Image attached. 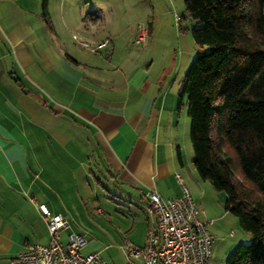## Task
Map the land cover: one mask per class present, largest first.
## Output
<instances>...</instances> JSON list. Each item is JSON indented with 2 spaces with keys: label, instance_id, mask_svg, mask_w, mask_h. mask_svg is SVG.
Listing matches in <instances>:
<instances>
[{
  "label": "crops",
  "instance_id": "0c3cea01",
  "mask_svg": "<svg viewBox=\"0 0 264 264\" xmlns=\"http://www.w3.org/2000/svg\"><path fill=\"white\" fill-rule=\"evenodd\" d=\"M82 1L47 0L44 14V0H0V264L31 242H49L40 204L69 219L64 242L72 232L90 236L79 221L83 205L110 189L131 204L139 199L146 211L150 189L175 197L185 184L202 205L197 175L185 170L179 100L165 89L167 75L138 53L120 52L106 13L98 8L104 17L91 22ZM106 4L115 26L119 13ZM105 39L110 43L96 50L82 44ZM199 184L204 193L206 183ZM113 228L105 245L88 239L87 252L120 248L119 260L103 256L127 264Z\"/></svg>",
  "mask_w": 264,
  "mask_h": 264
},
{
  "label": "trees",
  "instance_id": "16d2710c",
  "mask_svg": "<svg viewBox=\"0 0 264 264\" xmlns=\"http://www.w3.org/2000/svg\"><path fill=\"white\" fill-rule=\"evenodd\" d=\"M184 2L196 56L179 107L186 99L193 165L253 238L226 264H264V0Z\"/></svg>",
  "mask_w": 264,
  "mask_h": 264
},
{
  "label": "rangeland",
  "instance_id": "374dc122",
  "mask_svg": "<svg viewBox=\"0 0 264 264\" xmlns=\"http://www.w3.org/2000/svg\"><path fill=\"white\" fill-rule=\"evenodd\" d=\"M107 1L115 6L119 13V22L115 26L111 25L110 11L105 7ZM81 3L78 5L81 8L80 12L83 13V17H88L91 22L96 21L97 18L101 19V11L97 10L98 8L106 13L107 22H105L108 24V29L117 31V35L112 37H119L120 52L138 53L141 59L147 61L151 70H164L168 77L165 89L171 88L170 90L179 100L178 93L181 89V81L190 62L196 56V44L192 36L194 21L186 12L184 0H83ZM86 6L89 10H86ZM141 29L144 30L140 31ZM144 34H146L145 41L141 43L134 41V37L138 39ZM75 35L78 38H74L73 41L79 44L83 35L78 32ZM92 48L91 45L90 49ZM110 48L111 44L106 49L109 50ZM180 113L185 170H187L186 172L191 170L194 175H197L196 179L199 182L195 183V186L200 194L199 201L202 204L204 215L213 218L215 221L211 225L215 239L210 264H226L229 254L237 244L249 243L253 238L242 229L237 216L225 209L226 193L217 190L209 181L205 180L206 182H204L198 176L192 162L194 150L189 135L190 119L187 114L186 99L183 100ZM199 183H206L208 188L204 193L200 189V186H203ZM192 188L190 189L191 192L193 191ZM110 190L111 194L104 193L99 200L93 199L90 203L83 205L84 213L82 215L85 217L83 216L84 218L79 219V221L83 224V228H89L90 236L88 235V239L94 237L102 245H105V242L111 238L113 227L119 226V240H121L119 243H122L126 238L132 239L134 237L141 242L144 241L147 235L144 219H146L147 214L139 199H134L131 204L120 192L118 193L114 189ZM136 218H138L137 223ZM115 222L116 224H114ZM126 222H131L134 228L128 229ZM106 227H110L109 230H106ZM85 230L87 229H83V231ZM85 247L84 251L87 252V247ZM117 252L122 254L120 248L102 251L103 255L108 256L110 254L109 257L113 256L119 260V256L116 255Z\"/></svg>",
  "mask_w": 264,
  "mask_h": 264
},
{
  "label": "built area",
  "instance_id": "2783aa9c",
  "mask_svg": "<svg viewBox=\"0 0 264 264\" xmlns=\"http://www.w3.org/2000/svg\"><path fill=\"white\" fill-rule=\"evenodd\" d=\"M145 35L137 41H145ZM108 43L105 39L92 45V49ZM82 44L91 46L86 42ZM145 196L146 211L152 222L143 245L129 239L122 243L127 264H210L215 239L210 226L214 219L204 215L188 186L183 184L181 195L175 197H163L155 189H150ZM39 207L47 222L49 242L29 243L24 251L10 259L9 264H110L100 249L84 252L89 241L86 233H69L64 242L61 231L69 225V219L51 213L45 204Z\"/></svg>",
  "mask_w": 264,
  "mask_h": 264
}]
</instances>
